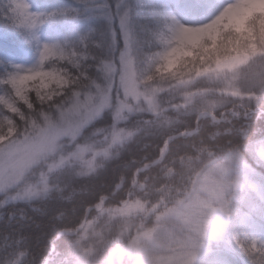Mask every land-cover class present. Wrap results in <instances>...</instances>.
<instances>
[{
    "label": "clouds",
    "instance_id": "9594fccd",
    "mask_svg": "<svg viewBox=\"0 0 264 264\" xmlns=\"http://www.w3.org/2000/svg\"><path fill=\"white\" fill-rule=\"evenodd\" d=\"M74 3L0 59V264H264V0Z\"/></svg>",
    "mask_w": 264,
    "mask_h": 264
},
{
    "label": "snow or ice",
    "instance_id": "6c2138e0",
    "mask_svg": "<svg viewBox=\"0 0 264 264\" xmlns=\"http://www.w3.org/2000/svg\"><path fill=\"white\" fill-rule=\"evenodd\" d=\"M211 5H208L210 7ZM61 14L68 12L76 13L75 9H61ZM44 13L33 12L28 0H6V3L0 5V18L6 20L11 25L18 29H31L37 25V22L43 23L44 21L40 17L45 16ZM74 19L78 18V15L73 16ZM31 21L30 23L28 21ZM85 38L81 37V42ZM14 68H21V65H13ZM14 73H7L5 76H0V87H5L7 83L14 80ZM254 150L264 155V143H258L254 145Z\"/></svg>",
    "mask_w": 264,
    "mask_h": 264
},
{
    "label": "trees",
    "instance_id": "16d2710c",
    "mask_svg": "<svg viewBox=\"0 0 264 264\" xmlns=\"http://www.w3.org/2000/svg\"><path fill=\"white\" fill-rule=\"evenodd\" d=\"M5 0H0V5L3 4ZM32 7L35 8L37 11H42L45 9H51L55 6H61V5H71L75 6L74 0H29ZM64 24V19L59 18L56 19L55 22H53V27L60 28L61 31H65L61 28V26ZM0 32H7L9 36H0V52L4 51L5 53H11L16 54V51L18 50V45L16 43L17 35L20 34V31L18 28L11 25L6 20L0 18ZM46 33L51 34L48 29L45 30Z\"/></svg>",
    "mask_w": 264,
    "mask_h": 264
},
{
    "label": "rangeland",
    "instance_id": "374dc122",
    "mask_svg": "<svg viewBox=\"0 0 264 264\" xmlns=\"http://www.w3.org/2000/svg\"><path fill=\"white\" fill-rule=\"evenodd\" d=\"M6 3V0L3 2V4ZM28 3L31 5V3L28 0ZM2 4V5H3ZM31 10L32 11H37L35 8L32 7L31 5ZM59 19V18H57ZM55 22V21H53ZM20 31V34L17 35V40L16 43L18 45V50L16 51V54H11V53H5L4 51L0 52V59H5L7 58V60L11 61V62H15V63H20V64H30L33 60V52L31 50V48L29 47L27 41L25 40L22 31L20 29H18ZM1 31V29H0ZM48 34V33H46ZM9 36L7 32H0V36Z\"/></svg>",
    "mask_w": 264,
    "mask_h": 264
}]
</instances>
